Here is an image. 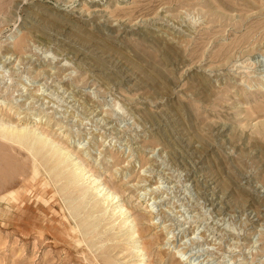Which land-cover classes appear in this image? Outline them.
<instances>
[{
  "label": "rangeland",
  "instance_id": "obj_1",
  "mask_svg": "<svg viewBox=\"0 0 264 264\" xmlns=\"http://www.w3.org/2000/svg\"><path fill=\"white\" fill-rule=\"evenodd\" d=\"M30 116L141 235L119 218L92 251L54 205L55 226L0 217V264H264V0H0V120Z\"/></svg>",
  "mask_w": 264,
  "mask_h": 264
},
{
  "label": "bare ground",
  "instance_id": "obj_2",
  "mask_svg": "<svg viewBox=\"0 0 264 264\" xmlns=\"http://www.w3.org/2000/svg\"><path fill=\"white\" fill-rule=\"evenodd\" d=\"M39 117L30 116L16 125L0 120V150L18 148L31 158L28 160L30 168L25 167L19 173L21 179L7 182L2 179L5 183L0 185V217L23 221L32 219L30 225L33 229L55 226L63 215L59 212L54 216V205H57L74 221L64 217L59 225L63 237L78 239L81 245L86 244L92 251H103L119 218L122 219L120 227H127L123 236L126 243L136 242L134 239L141 235V230L135 220H130L129 210L120 204L116 189L100 184L101 179L95 177L97 172L94 174L75 150L57 143L46 131L40 130ZM141 249L137 248V253L142 252L145 257L147 254ZM103 262L112 264L109 259Z\"/></svg>",
  "mask_w": 264,
  "mask_h": 264
}]
</instances>
